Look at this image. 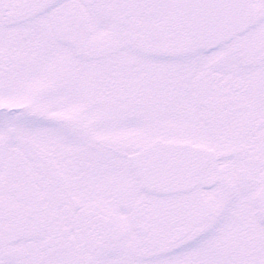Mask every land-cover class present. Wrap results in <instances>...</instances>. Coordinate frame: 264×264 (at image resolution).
Returning a JSON list of instances; mask_svg holds the SVG:
<instances>
[{
  "label": "snow or ice",
  "instance_id": "6c2138e0",
  "mask_svg": "<svg viewBox=\"0 0 264 264\" xmlns=\"http://www.w3.org/2000/svg\"><path fill=\"white\" fill-rule=\"evenodd\" d=\"M0 264H264V0H0Z\"/></svg>",
  "mask_w": 264,
  "mask_h": 264
}]
</instances>
